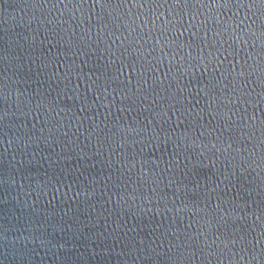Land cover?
<instances>
[{"label":"water","instance_id":"1","mask_svg":"<svg viewBox=\"0 0 264 264\" xmlns=\"http://www.w3.org/2000/svg\"><path fill=\"white\" fill-rule=\"evenodd\" d=\"M0 264H264V0H0Z\"/></svg>","mask_w":264,"mask_h":264}]
</instances>
